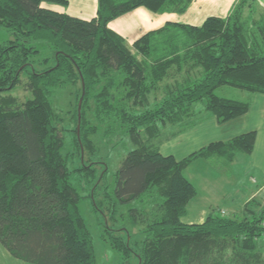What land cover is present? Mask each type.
Returning a JSON list of instances; mask_svg holds the SVG:
<instances>
[{"label": "trees", "instance_id": "trees-1", "mask_svg": "<svg viewBox=\"0 0 264 264\" xmlns=\"http://www.w3.org/2000/svg\"><path fill=\"white\" fill-rule=\"evenodd\" d=\"M193 1L98 0L97 15L85 19L43 5L69 0H0V243L12 256L32 264H98L72 173L92 189L98 184L100 161L83 155L98 152L93 136L102 127L107 139L123 128L135 144L112 192L104 188L113 214L118 204H135L128 215L140 239L125 226L122 235L108 229L124 264H264V205L251 196L260 186L251 175L245 200L226 199L239 205L235 216L218 206L203 222L183 220L198 196L186 169L198 159L222 158L226 167L239 153L251 154L258 131L209 141L182 158L160 147L169 125L179 129L167 138L209 116L223 124L250 110L251 101L220 95L218 87L264 93V9L238 0L227 17L210 15L200 25L168 20L132 46L110 27L138 7L184 13ZM25 73L31 97L21 102L8 91ZM67 84L75 93L74 151L65 153L67 129L52 96ZM77 155L81 165L72 169L69 158ZM107 172L105 163L100 178ZM91 188L94 198L97 186Z\"/></svg>", "mask_w": 264, "mask_h": 264}, {"label": "rangeland", "instance_id": "rangeland-1", "mask_svg": "<svg viewBox=\"0 0 264 264\" xmlns=\"http://www.w3.org/2000/svg\"><path fill=\"white\" fill-rule=\"evenodd\" d=\"M43 4L44 6H48V7H52L51 5H55V3H50V2H44ZM177 14L181 15L182 13H177ZM0 32L2 31L0 30ZM5 37L7 38L8 36L6 35ZM1 42L2 39L0 36V43ZM49 51H50L49 48L48 50L43 49L42 56L43 55L46 56L47 53H49ZM28 80H29L28 74L26 73L23 74L21 82L16 86V88L8 91V94L12 93L17 95V97L21 102L26 100L28 97H31V92L26 88V84ZM73 88L74 87L69 84L65 86H59L53 89V96H52L54 107L56 111H58V113L60 114L61 118L63 119V127L67 129L64 131L65 147L63 151L65 153H68L69 151H74L72 133L69 130V128L71 127L73 128L74 126V120L72 116L75 105V93L72 92L74 90ZM216 92L226 97L251 101L252 105L250 108V112L247 115L240 117V119H234V120L243 121L245 118H247L248 120L243 121L244 123H242L240 127H237L239 123H237L236 126L232 125V128L230 130L233 129V132H229V134L226 133L222 134L223 131L229 130L227 128L228 125H226L229 123L228 122L223 123L224 124L222 125L223 127H219V125L221 124L217 123L216 117L212 115L209 116L207 119L198 122L197 126L189 127L185 129L183 132H179L174 137L167 138V136L171 134L173 130L179 129V125H169L164 130L160 141L161 143L160 147L163 153L165 154L172 153L177 158H182L185 155L189 154L191 151H194L195 149H198L202 145L208 143L209 141L216 139H225L227 137L230 138L233 135L240 133V131L245 132L249 129L252 130L258 128L263 133L264 121L262 120V117L258 116L257 119H255V121L252 120V118L259 114H261L262 116L261 111L263 109L262 102L264 99V93H253L234 87H229L228 85H223L218 87L216 89ZM163 96H164L163 90L157 91L158 100H160ZM258 96L260 97L259 102H258V98H259ZM256 97H257V101H256ZM202 106H203L202 102L196 103L195 109H199ZM110 137L109 139L105 138V136L103 135V128L101 127V131L93 136L99 148L98 152L95 155H90L86 151H84V155H83L84 160L87 162H89L90 160L100 161L96 166L98 169L99 180H98V184L96 185L97 188L96 186L94 187L96 188V192H95L96 195L94 196V198L96 200V203L100 205L99 209L95 208V202L93 196L92 197L89 196L90 188L92 187V185L87 184L86 182H81L79 175L75 172L72 173V181H74L76 186L79 188L80 193L82 194L80 207L82 214L84 215L86 221L88 222L94 234L98 264H124L123 253L113 245L112 240L109 238L110 233L108 232V229H112L111 232L116 235L119 234L122 235L124 234L122 231V227L125 226L128 227L130 231L133 233L134 239H140L141 235H139L138 233L139 229L133 228L131 226L128 215L129 208L134 206L135 204L134 203L118 204L117 213L113 214V212L110 210L109 207L111 206V203L105 200L106 196H105L104 188L105 186H108V191L112 192L113 188L115 187L116 172L121 167L123 160L126 158L129 151L135 148V144L132 142V140L130 139V137L124 131L123 128H122V133L116 132L114 135ZM222 160L223 159L220 158V159L208 161L209 166L207 164L205 165L206 169L209 170V173L214 177L219 176L218 181H222L223 183L220 185L223 187V189L219 192V195L217 197L219 198V196L221 195L219 201L221 204L219 205L223 204L222 200L226 201V199L228 200L233 197L235 198L239 196L243 197L244 188L242 189V187L244 186L249 191V188H251L252 185V183H250L249 181V177L245 175V172L243 171V166H240V164H238L233 169L232 167L233 165L231 163H228L226 167H222L223 166ZM81 161L78 155L76 158L70 156L69 158L70 168L73 169L75 166L81 165ZM105 163L107 165L108 172L105 178H100ZM239 166L240 168L238 172L237 168ZM235 173H237L238 175H235ZM254 174H256V172H254ZM198 175L199 174H196V176L192 179L193 181H195L196 184L200 185L199 187H202L201 180H198ZM188 177H191L190 171L188 173ZM260 182L262 183L264 181L260 180ZM260 186H258L256 190H259ZM215 192L218 191H216L215 189H211L212 195H214ZM201 197H202V193L200 195V198ZM256 197L260 200V205L258 206L264 205V197L258 194H256ZM217 207L215 206L214 208ZM234 213L235 211L233 209H229V211L226 212V215L235 216ZM239 217H241V215H239ZM0 248H1L0 264H6V263L32 264L12 256L3 248V246ZM135 262L136 260L133 259L132 263L130 264H136Z\"/></svg>", "mask_w": 264, "mask_h": 264}, {"label": "crops", "instance_id": "crops-1", "mask_svg": "<svg viewBox=\"0 0 264 264\" xmlns=\"http://www.w3.org/2000/svg\"><path fill=\"white\" fill-rule=\"evenodd\" d=\"M237 1L238 0H194L188 10L182 13L181 15L173 12L155 13L145 7H138L133 11L112 20L110 22V27L121 33L127 39L129 45L132 46L133 42L143 33L162 26L168 20L183 21L186 23L200 25L210 15L227 17L231 13ZM256 4L260 9H264V0H256ZM51 6V8L61 12H66L71 15L82 17L85 19H91L97 15L98 0H70L68 5L63 6L55 4ZM259 99L260 97L258 98V102ZM262 106V116L261 114H259L257 116H254L252 120L255 121V119L260 116L264 121V99L262 102ZM249 112L250 110L240 117L247 115ZM240 117H237L235 119H240ZM232 120L228 121L229 124H226L228 125L227 128L229 130L223 131L222 134H229V132H233V129L230 130L232 128V125L236 126L237 123H239L237 127H240L242 123H244L243 121H246L248 119L245 118L243 121L234 119ZM222 125L224 124L219 125V127H223ZM255 129L258 131V137L256 140V146L254 148V151L251 154L239 153L236 156L235 160L231 162V164L233 165V169L238 164H240V166H243V171L245 172V175H251V181L257 182L259 185H261L259 187V190H255L252 192L251 196L253 197L258 194L264 197V182H260V180L264 181V130L262 133L260 129ZM242 132L244 131H240V133ZM206 164L209 166L207 160L198 159L194 161L185 171L187 177L190 171L191 177L188 178H190L192 181V178H194L196 174H199L198 180H201L202 184V187H199L200 185L196 184L195 181H193L198 187V196L189 203L187 213L183 216V220L185 222H203L215 206H221L222 210H225L226 212L229 211V209L237 211V206H239L237 205L236 201L223 200V204L219 205L221 204L219 202L221 195L219 196V198L217 197L219 195V192L223 189V187L220 186L223 183L222 181H218L219 176L214 177L209 173V170L205 167ZM240 166L237 168L238 172ZM254 172H256V174H254ZM235 175L238 174L235 173ZM211 189H215L218 192H215L214 195H212ZM201 193L202 197L200 198ZM245 199L246 195L242 197L241 202ZM0 245V247L3 246L1 243Z\"/></svg>", "mask_w": 264, "mask_h": 264}, {"label": "water", "instance_id": "water-1", "mask_svg": "<svg viewBox=\"0 0 264 264\" xmlns=\"http://www.w3.org/2000/svg\"><path fill=\"white\" fill-rule=\"evenodd\" d=\"M82 100H83V98L80 99V103H79V118L81 116L80 109H81Z\"/></svg>", "mask_w": 264, "mask_h": 264}]
</instances>
